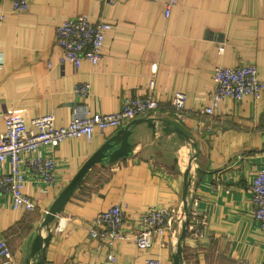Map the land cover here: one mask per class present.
I'll list each match as a JSON object with an SVG mask.
<instances>
[{
	"label": "crops",
	"instance_id": "crops-1",
	"mask_svg": "<svg viewBox=\"0 0 264 264\" xmlns=\"http://www.w3.org/2000/svg\"><path fill=\"white\" fill-rule=\"evenodd\" d=\"M29 2L28 11L17 12L12 0H0V133L7 113L22 115L28 127L33 119L53 114L64 126L75 107L112 114L126 98L151 91L163 106L184 92L187 110L212 108L214 115L207 124L210 134L202 130L207 118L193 115L178 123L163 109L154 117L132 120L124 126L135 121L131 154L91 169L47 226L46 210L124 127L61 143L54 152L55 182L30 176L25 188L39 208L15 211L0 196V240L12 253L0 256V264L35 263L42 254L43 264H105L109 246L90 235L99 213L121 205L131 217L125 225L131 236L140 225L134 217L151 208L183 206L185 199L188 212L206 222L201 234L187 228V216L156 240L150 256L175 264L181 247V264H264V230L253 216L250 187L264 165V90L259 98L235 102L216 98L213 82L214 68L247 63L257 67L264 82V0H178L169 19L154 0ZM80 15L114 26L96 66L86 60L78 68L61 63L57 27ZM78 84L89 85L88 97L73 92ZM145 119L155 120V130ZM48 231L52 235L45 251L33 258L35 238ZM115 255L118 264H146L147 255L130 240L118 241Z\"/></svg>",
	"mask_w": 264,
	"mask_h": 264
},
{
	"label": "built area",
	"instance_id": "built-area-1",
	"mask_svg": "<svg viewBox=\"0 0 264 264\" xmlns=\"http://www.w3.org/2000/svg\"><path fill=\"white\" fill-rule=\"evenodd\" d=\"M17 12L29 10V0H12ZM161 3L164 16L169 19L178 0H154ZM107 20L91 22L85 15L63 20L57 27V44L62 50L61 63H72L75 68L86 60L96 66L104 57L106 35L113 29ZM3 57L0 54V64ZM214 96L241 102L245 97L259 98L264 90L254 64H239L236 67L218 66L213 70ZM150 89H154L151 83ZM73 92L80 97L90 95L88 84H78ZM187 95L176 92L169 106H163L156 99L154 92L144 96L128 97L123 107L112 114H93L90 110L75 107L73 116L67 125H58L53 114L35 118L28 127L24 117L18 113H7L2 121L4 131L0 133V196L8 198L15 211H35L38 207L25 193L30 176L48 184L55 182L57 159L56 148L68 139H93L97 134L105 135L109 130H118L139 116L154 117L155 113L164 110L171 114L178 123L191 116L207 118L202 130L211 133L207 125L214 115L212 108H205L198 113L186 109ZM252 201L255 207L253 216L264 230V165L255 174L250 185ZM48 211L46 210V213ZM189 214V215H188ZM191 217L187 228L194 234H201L205 226L204 218L197 213H186L183 206L151 208L134 217L140 223L139 228L129 236L125 225L131 219L121 205H115L108 211L98 214L90 235L109 246L108 261L105 264H118L115 255V244L121 240H130L147 255L146 264H163L160 259L150 256L156 240L175 230L176 223ZM11 249L7 242L0 240V256L8 258ZM3 264H11L6 260Z\"/></svg>",
	"mask_w": 264,
	"mask_h": 264
},
{
	"label": "water",
	"instance_id": "water-1",
	"mask_svg": "<svg viewBox=\"0 0 264 264\" xmlns=\"http://www.w3.org/2000/svg\"><path fill=\"white\" fill-rule=\"evenodd\" d=\"M140 121V120H138ZM142 121V120H141ZM148 123L149 127H151L153 130H155V120L153 119H145L143 120ZM135 123L132 122L131 124L127 125L126 128H122L117 132L116 135H114L111 139H109L100 149H98L81 167V169L78 171V173L73 177V179L69 182V184L66 186V188L60 193L58 198L55 200L51 208L48 210L45 216V225L49 226L51 223H53L57 215L64 209L66 204L69 202L70 198L73 196L76 189L81 185L83 182V179L85 176L89 173L91 169H93L97 164L104 163L105 160H109V162H116L122 158L128 157L132 150L133 146L132 143L129 141L130 136L132 134V131L130 127ZM165 130L167 127L164 128ZM156 132V131H155ZM176 132L180 136H184V133L176 129ZM189 188V183H186L185 187V197L187 196ZM184 210L186 213H188L187 209V202L185 199L184 203ZM186 226V223H185ZM186 229V228H185ZM51 231H48L46 235H44L42 232L38 234V236L35 238L33 246H32V253L31 256L35 258L38 256V254H41L45 251L50 239H51ZM181 254L182 249L179 247L177 255L174 258L175 264H181ZM44 254L41 255L40 260H38L35 263L28 264H43L44 260Z\"/></svg>",
	"mask_w": 264,
	"mask_h": 264
}]
</instances>
